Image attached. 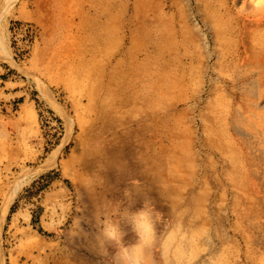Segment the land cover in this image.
<instances>
[{"label": "rangeland", "instance_id": "374dc122", "mask_svg": "<svg viewBox=\"0 0 264 264\" xmlns=\"http://www.w3.org/2000/svg\"><path fill=\"white\" fill-rule=\"evenodd\" d=\"M257 16L264 0H0V264H110L96 218L149 198L150 264H246L231 244L264 237V87L241 43ZM111 94L158 108L106 118Z\"/></svg>", "mask_w": 264, "mask_h": 264}, {"label": "bare ground", "instance_id": "6f19581e", "mask_svg": "<svg viewBox=\"0 0 264 264\" xmlns=\"http://www.w3.org/2000/svg\"><path fill=\"white\" fill-rule=\"evenodd\" d=\"M258 18H260V19H263V17H261V16H257ZM259 27L260 28H262V32L261 31H255V32H252L251 34H245V35H243V37H241V43H242V48H243V59H244V61L245 62H247L248 64H249V70H248V73L250 74V75H252V76H257V79L258 80H260V83H261V85L264 87V21L263 20H259ZM241 55V54H240ZM242 57V56H241ZM240 59V58H239ZM241 61V60H240ZM243 61V62H244ZM115 72H112V74L111 75H113ZM258 83V82H257ZM257 86H259V84L257 85ZM130 86H124V88L123 89H126V88H129ZM254 87H255V85H252V87L247 91V94H249V95H253L254 94ZM109 88H110V86H109ZM256 93V92H255ZM107 96V95H106ZM105 96V97H106ZM116 101H117V99H115L114 100V97L112 96V94L110 95V96H108V97H106V98H104V101H103V104L105 105H107V106H110V105H113L114 104V109H112L109 113H106V112H104V111H101V114H102V116H104V117H106V118H115V117H126V116H128V118H130V119H132V116L131 115H133L134 113H138L137 115H139V114H146V115H148V116H153V113H156V109L158 108L157 106V108L155 107V108H153L152 107V109H150V110H148V109H140V110H137V111H135V110H133V111H130V112H128L127 114L128 115H126V114H122L121 112L123 111V107L122 106H125L126 104L125 103H127V104H129L130 102L128 101V100H125V101H123V99L120 101V102H118V103H116ZM143 102H142V104L144 105V104H146V103H149V99L147 98H144L143 100H142ZM132 102L133 103H136V101L133 99L132 100ZM156 103V102H155ZM158 103V102H157ZM161 103V102H160ZM160 103H158V104H160ZM153 106H154V104H153ZM161 106V105H160ZM135 109L137 108V103L135 104ZM259 114H261V112H259ZM136 115V116H137ZM139 117H140V115H139ZM142 118H144V116H142ZM161 119H163V121H164V123L166 122L165 121V118L164 117H162L161 116ZM154 120L155 121H160L159 119H157V118H154ZM158 123V125L160 126V125H162L163 123H161V122H157ZM165 126L164 125H162L161 126V129H160V133H161V130L164 128ZM239 128H241V126L239 127ZM242 129H244V128H242ZM147 130L148 131H150V126H147ZM217 131V130H216ZM244 134V133H243ZM150 135V134H149ZM148 135V136H149ZM254 137V136H253ZM244 144H245V146H246V148L244 149V151L242 152V157H243V159H245V160H248V161H250V160H253V158H254V153H253V151H252V149L250 150V148L246 145V142H244ZM229 146V145H228ZM163 149H165V148H163V147H161L160 148V150L162 151ZM226 150H227V148H225ZM231 149L232 150H234V148H232L231 147ZM262 154L260 155L259 154V156H262V157H264V155H263V152H261ZM236 155H237V152H236ZM156 158H161V157H159V156H156ZM164 161L166 162L167 160H169L170 162H171V167L169 168L170 169V171H167V172H165L164 174H162V176L165 178V179H163V182H164V184L166 185V188L167 189H171L172 188V185H173V181H174V175H175V173L178 175V171H180L181 169H182V165H180L179 163H181V162H178V163H175L174 162V159H173V157H170L168 154H166L165 156H164ZM180 159H178V161H179ZM185 163V162H184ZM146 164V163H145ZM166 165V164H165ZM183 166L186 168V165H184L183 164ZM158 169L159 170H161V169H163V168H165L164 167V163L163 164H161L160 165V163L158 164ZM184 169V168H183ZM183 171V170H182ZM248 171V170H247ZM177 175H176V177H177ZM179 176V175H178ZM176 180H177V178H176ZM245 195H246V193H245ZM249 196V193H248V195H247V197ZM172 197H173V195H172ZM251 197V196H250ZM250 197L248 198V199H246L247 201L249 200L250 201ZM174 198V197H173ZM256 198V197H255ZM261 199V198H260ZM173 200V199H172ZM171 200V201H172ZM10 201H11V199H10ZM170 201V200H169ZM253 201H255V200H253ZM250 203L251 202H249V204L248 205H250ZM247 205V204H246ZM255 213V212H254ZM260 214V213H259ZM261 216V215H260ZM247 219V218H246ZM248 220V219H247ZM174 231V230H173ZM175 233V232H174ZM248 235V234H247ZM227 237V236H226ZM226 237H225V239H226ZM242 237H244V236H242ZM241 237V238H242ZM251 236H249V237H244V238H242V239H240L239 240V243H238V245H236L235 243H233V244H231V245H233V247H234V249H232V247L230 248V249H232L233 251H234V253L235 252H237L238 254H240V256H238V257H240L243 261V263H244V261H245V263L246 264H258L257 263V261H256V257L258 256V253H263L264 252V237H255V238H250ZM183 238V237H182ZM194 238V237H193ZM197 238V237H196ZM195 238V239H196ZM215 238H217V237H215ZM219 238H221V237H218V239ZM161 239V238H160ZM179 239H181V238H179ZM191 239V238H190ZM202 239H204V237L202 238ZM217 239V240H218ZM224 239V240H225ZM228 239V238H227ZM238 239V238H237ZM236 239V240H237ZM184 240V239H183ZM187 240V239H186ZM205 240H207V237H206V239ZM213 240H214V238H213ZM221 240V239H220ZM162 241V240H161ZM167 241H169V240H167ZM194 241V240H193ZM199 241V240H198ZM202 241V240H201ZM204 241V240H203ZM219 241V240H218ZM226 241V240H225ZM231 241V240H230ZM238 241V240H237ZM157 242V241H156ZM172 241H169V243H171ZM174 242H176V241H174ZM182 242V241H181ZM184 242V241H183ZM182 242V243H183ZM188 242V241H187ZM195 242H196V240H195ZM214 242V241H213ZM213 242H211V243H213ZM220 242V241H219ZM168 243V242H167ZM181 243V244H182ZM209 243V242H208ZM215 243V242H214ZM158 244V243H157ZM159 244H160V242H159ZM206 244H207V242H206ZM220 244V243H219ZM218 244V245H219ZM162 245H163V243H162ZM166 245H168V244H166ZM171 245H172V243H171ZM209 245V244H208ZM218 245H216V246H218ZM221 245H223V243L221 242ZM165 246V245H164ZM163 246V247H164ZM170 246V245H169ZM181 246V245H180ZM193 246V245H192ZM162 247V246H161ZM162 247V248H163ZM166 247V246H165ZM197 247V246H196ZM196 247H194V248H196ZM200 247V246H199ZM203 247H205V246H203ZM202 247V248H203ZM211 247V245L208 247H206V248H204V249H206V251L208 250V248H210ZM227 247V246H226ZM154 248V247H153ZM171 248V247H170ZM186 247L184 246V249H185ZM194 248L192 249V251H194ZM201 248V247H200ZM199 248V249H200ZM222 248H223V246H222ZM164 249V248H163ZM181 249H183L182 247H181ZM188 249V248H187ZM186 249V250H187ZM197 249V248H196ZM217 249H218V247H217ZM167 250V249H166ZM201 250V249H200ZM203 250V249H202ZM210 250V249H209ZM212 250V249H211ZM222 250V249H221ZM225 250V249H224ZM236 250V251H235ZM171 251H173V250H171ZM191 251V253H196V252H192ZM198 252V251H197ZM201 252V251H200ZM203 253H204V251H202ZM202 252L200 253V254H202ZM213 252V251H212ZM215 252V251H214ZM229 252V251H228ZM151 253H152V251H151ZM190 253V252H189ZM188 253V254H189ZM208 253V252H207ZM156 254V253H155ZM209 254H211V253H209ZM216 254V253H215ZM220 254H221V252H220ZM219 253H218V255H220ZM228 254V253H227ZM233 254V253H232ZM158 255V254H157ZM172 255V254H171ZM170 255V256H171ZM173 255H174V253H173ZM183 255H185V253L183 254ZM190 255H192V254H190ZM195 255V254H194ZM194 255H193V257H194ZM197 255H199L198 253H197ZM196 255V256H197ZM224 255V254H223ZM168 256V255H167ZM189 256V255H188ZM196 256H195V258H196ZM200 256V255H199ZM205 256H206V253H205ZM213 256V255H212ZM220 256H222V255H220ZM233 256V255H232ZM235 256V255H234ZM153 257V256H152ZM181 257V256H180ZM183 257V256H182ZM190 257V256H189ZM192 257V258H193ZM198 257V256H197ZM201 257V256H200ZM207 257V256H206ZM205 257V258H206ZM213 257H215V255L213 256ZM212 257V258H213ZM226 257H228L227 255H226ZM260 257V256H259ZM161 258H162V256H161ZM164 258V257H163ZM173 258V257H172ZM219 258V257H218ZM223 258V257H222ZM235 258H236V256H235ZM240 258H239V260H240ZM151 259V258H150ZM157 259V258H156ZM174 259V258H173ZM180 259H183V258H180ZM225 259V258H224ZM233 259V258H232ZM154 260V259H153ZM178 260V259H177ZM186 260H187V258H186ZM190 260H192V259H190ZM193 260H195V259H193ZM197 261H198V258L196 259ZM195 260V261H196ZM202 261H204V259L202 258L201 259ZM229 260V259H228ZM237 260V259H236ZM262 264H264V257H262ZM157 261V260H156ZM188 261V260H187ZM210 261H213V260H211L210 259ZM223 261V260H222ZM200 260H199V264H200ZM205 262V261H204ZM214 262V261H213ZM237 262V261H236ZM235 262V260H234V263H236ZM241 262V261H240ZM156 263V262H155ZM176 263V262H175ZM191 263V262H190ZM194 263V262H193ZM215 263V262H214ZM157 264V263H156ZM160 264V263H159ZM163 264V263H162ZM179 264V263H178ZM183 264V263H182ZM202 264V263H201ZM217 264H218V262H217ZM224 264H225V260H224ZM236 264H241V263H236Z\"/></svg>", "mask_w": 264, "mask_h": 264}, {"label": "clouds", "instance_id": "9594fccd", "mask_svg": "<svg viewBox=\"0 0 264 264\" xmlns=\"http://www.w3.org/2000/svg\"><path fill=\"white\" fill-rule=\"evenodd\" d=\"M134 184L137 182H133ZM126 198L131 196L125 190ZM156 208L152 200L144 199L142 207L132 211L125 207L117 211V218L107 211L96 218V233L93 243L102 255H110V264H150L149 250L155 243V213ZM122 224L134 235L135 240L125 242L128 232Z\"/></svg>", "mask_w": 264, "mask_h": 264}, {"label": "crops", "instance_id": "0c3cea01", "mask_svg": "<svg viewBox=\"0 0 264 264\" xmlns=\"http://www.w3.org/2000/svg\"><path fill=\"white\" fill-rule=\"evenodd\" d=\"M22 104L24 105V104H26V103H22ZM24 106H25V107L23 108V110H26V109H25V108H26V105H24ZM27 107H28V105H27Z\"/></svg>", "mask_w": 264, "mask_h": 264}]
</instances>
